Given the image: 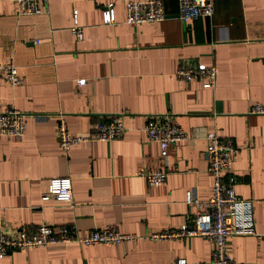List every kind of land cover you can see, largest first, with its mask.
I'll return each mask as SVG.
<instances>
[{
	"label": "crops",
	"instance_id": "0c3cea01",
	"mask_svg": "<svg viewBox=\"0 0 264 264\" xmlns=\"http://www.w3.org/2000/svg\"><path fill=\"white\" fill-rule=\"evenodd\" d=\"M108 2L113 24L102 23ZM163 8V20L126 24L125 0H48L46 13L30 15L0 0V64L12 60L21 77L11 86L0 71V112L12 106L27 114L21 138L0 136V229L47 223L84 234L112 224L143 235L179 228L195 212L185 192L211 194L206 147L215 132L235 146V189L251 202L253 231L227 242L233 264H264V115L249 113L264 103V0H214L210 18L188 22L177 16L178 0H163ZM74 9L81 39L71 31ZM188 59L216 66L213 88L175 75ZM162 114L187 137L168 147L165 182L149 187L139 170L160 169L163 159L144 127ZM115 116L125 126L121 137L59 147L60 119L70 134H87ZM63 177L71 203L43 200L49 180ZM212 248L200 236L54 244L8 251L0 264H209Z\"/></svg>",
	"mask_w": 264,
	"mask_h": 264
},
{
	"label": "built area",
	"instance_id": "2783aa9c",
	"mask_svg": "<svg viewBox=\"0 0 264 264\" xmlns=\"http://www.w3.org/2000/svg\"><path fill=\"white\" fill-rule=\"evenodd\" d=\"M20 15L42 14L47 12L48 0H13ZM178 18L188 22L198 18H210L214 11V0H178ZM102 23L115 22L114 4L108 2L102 7ZM167 17L163 8V0H125V23L140 24L160 21ZM71 31L76 38L83 36L82 27L78 24L77 10L72 12ZM3 78L11 85L21 83L17 66L12 60L0 64ZM175 75L182 80L199 78L205 88H213L216 83L217 69L213 64L206 65L192 59L179 63ZM84 79L78 83L83 84ZM250 114L264 115V103L250 107ZM26 113L8 107L0 112V136L21 138L25 132ZM149 141L159 145L163 167L157 170L140 168L142 176L149 187L161 185L168 174L165 168L168 147L187 137L184 129L171 114L150 115L144 127ZM125 126L119 117H109L96 122L87 134H70L64 119L57 126L59 147L67 152L72 145L88 142H108L123 135ZM206 157L208 172L212 177L211 194L207 199H199L192 189L185 192V202L195 206V212L186 224L179 228H167L143 235L121 232L117 226L106 224L93 228L84 234H79L73 225L53 226L41 223L34 227H21L11 232L0 229V258L8 251L26 250L38 247H48L54 244H119L133 242L139 239L151 241L182 240L188 237L200 236L213 243L209 264H233L234 259L228 250L227 242L233 235L249 234L253 230L247 226L251 220V202L238 196L235 184L237 177L231 172L235 160V146L230 140L219 138L215 132L207 136ZM48 193L42 196L47 200L50 195L58 201L71 203L72 189L69 178H51L48 183ZM185 263V260H179ZM198 264V263H197Z\"/></svg>",
	"mask_w": 264,
	"mask_h": 264
}]
</instances>
